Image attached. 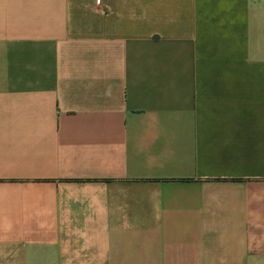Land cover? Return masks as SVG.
<instances>
[{
	"label": "crops",
	"instance_id": "obj_1",
	"mask_svg": "<svg viewBox=\"0 0 264 264\" xmlns=\"http://www.w3.org/2000/svg\"><path fill=\"white\" fill-rule=\"evenodd\" d=\"M0 264H264V0H0Z\"/></svg>",
	"mask_w": 264,
	"mask_h": 264
}]
</instances>
